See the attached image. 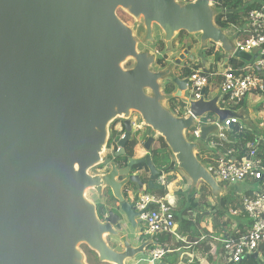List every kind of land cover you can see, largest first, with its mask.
<instances>
[{
  "label": "water",
  "instance_id": "95a60500",
  "mask_svg": "<svg viewBox=\"0 0 264 264\" xmlns=\"http://www.w3.org/2000/svg\"><path fill=\"white\" fill-rule=\"evenodd\" d=\"M216 1L0 0V264H86L79 245L102 263L145 264L149 250L159 246L142 229L141 216L153 204L139 209L138 202L141 192L157 189L149 152L160 140L188 189L205 185L220 208L225 191L198 159L201 144L184 133L207 114L216 116L217 125L234 118L254 131L248 110L221 108L218 92L190 100L187 118L174 116L164 101L183 99L188 83L174 66L184 72L183 63L194 55L184 48L174 66L159 67L155 52L139 51L133 28L117 15L122 10L142 21L145 44L154 42L158 27L167 50L185 32L198 35L203 48L214 44L249 62L251 55L234 51L233 37L216 25ZM128 60L133 64L124 69ZM133 113L140 124L130 120ZM116 119L125 131L116 143L118 159L92 175L105 163L108 128ZM217 125L203 127L200 142ZM143 130L150 133L141 136L145 155L122 162L124 144L133 133L148 132ZM143 165L150 172L146 187L131 171ZM88 191L101 199L99 208Z\"/></svg>",
  "mask_w": 264,
  "mask_h": 264
},
{
  "label": "built area",
  "instance_id": "2783aa9c",
  "mask_svg": "<svg viewBox=\"0 0 264 264\" xmlns=\"http://www.w3.org/2000/svg\"><path fill=\"white\" fill-rule=\"evenodd\" d=\"M179 1L188 3L194 0ZM246 1L255 7L247 12L243 24L230 26L224 32L234 38V51L249 53L251 60L233 68L228 64L232 57L228 56L225 62L221 60L219 64L213 63V69L210 66H199L198 60L193 61V68H190L187 75L188 83L183 99L176 102L177 108L173 111L169 106L174 116L187 118L190 115V100L201 97L210 99L218 92L222 94L219 106L236 111L241 109V103L248 97L263 99L259 110L260 122L257 126L253 122L254 131L234 118L228 119L223 125H217L216 116L207 114L194 118L195 126L184 133L188 141H200L203 127L217 125L215 133L201 142L202 149L197 155L205 161L207 172L217 184H241L244 187L240 194V209L232 208L229 213L232 216L243 214L247 220V228L244 233L222 241L224 264H241L253 254L264 257V133L259 130L264 129V0ZM249 119L251 120L250 117ZM257 129L258 133L254 134ZM160 181L162 186H167L163 176ZM149 203L153 206L141 216L145 226L143 235L157 241V235L173 231L174 207L164 198L147 192L141 193L139 209L145 208ZM168 252L162 247L152 248L144 262L158 264Z\"/></svg>",
  "mask_w": 264,
  "mask_h": 264
},
{
  "label": "rangeland",
  "instance_id": "374dc122",
  "mask_svg": "<svg viewBox=\"0 0 264 264\" xmlns=\"http://www.w3.org/2000/svg\"><path fill=\"white\" fill-rule=\"evenodd\" d=\"M118 12H122L126 17L128 16L122 10H118L117 15H118ZM119 18H122V16H120ZM127 18H129V19H127ZM127 18H124V20L126 21L125 23L130 28H133L134 36L138 42V50L142 51L144 49H149L151 52H153V53L155 52L157 61L162 60V59L165 61L164 68L171 66V65L174 66L175 58L180 54L181 50H183L184 48H188V50H190V53H192L195 56L194 61L198 60L200 62V63H198V65L201 67L203 64L211 66L214 63V61H216V58L224 60L225 57L227 56V54L221 48L214 46V44H212V45L209 44L208 46H206V48L201 47L199 45L198 35H189L185 32H181V33L176 34L173 41L171 42V49L167 50L168 48H167L165 42L162 41L163 40V33L158 29V27H155L153 29L154 42L145 44V42H143L145 31H144L142 21L136 20V19L134 20L130 16H128ZM231 43H232V41H231ZM232 46H233V43H232ZM187 63H190V62H187ZM132 64H133V61L128 60L122 64V67L124 69H128L132 66ZM154 69L158 70L159 67L154 66ZM174 71L177 74V68L175 66H174ZM166 82L167 81L162 82V88L163 89L166 85ZM245 101L247 104V108L251 112V121L254 122L255 125L257 126L258 123L260 122L259 118L261 116L259 117V115H260L259 110L261 109L263 99L261 97L251 96V97L246 98ZM176 102H177V99L175 100V102L173 104L171 103V105H170V108L172 109V111L174 108H177ZM164 105L166 107H169L167 101H164ZM222 106H223V104H222ZM179 111L181 112V109H179ZM135 115L136 114L133 113L134 117H135ZM137 117L138 118H136V117L133 119L131 118V121L134 124H140L139 116L137 115ZM118 120L119 119H116L114 121V123H111L109 125L108 129H109L110 137L108 140H110V138L113 134V133H111L110 130L112 127H114V125L116 124V122ZM116 125H117L116 126L117 128H115L113 131L119 129V125L118 124H116ZM259 130H260V132H264V129H259ZM118 133H120V132H118ZM255 133H258V129L254 132V134ZM115 135L113 136V138L116 137ZM118 136L119 135H117V137ZM248 136L250 137V135H248ZM192 140H194V139H192ZM194 141L201 144V142L199 140H194ZM141 152H142L141 146L137 145L132 150L131 155H133V157L136 158V155L138 157L142 154ZM162 152L164 153L163 157H165L169 161V165L174 167V165H175L174 157L166 145H165V149ZM113 153L114 152H113L112 147H108V145H107L104 152H103V157H104L103 161L105 163L102 165V167L99 166L100 172L104 171L108 168L107 165H108V162H110L111 157H113ZM198 159L204 163V166H206V163L202 159V157H199ZM162 169L163 168H161V170ZM100 172H97L96 168H93L90 170V174H92V175L99 174ZM174 174H176L175 177L179 176L180 178H182V181H183L182 190L185 193V200H188L191 197L193 199L192 203L195 204V206H196V208H190L189 204L187 205L188 206L187 208H190L188 216H190V217H196V216L206 217L207 216L210 218V221L212 222V224H216V227H219V228L220 227L227 228V227H230V224H233L232 221L235 217L232 216V214L229 213V211L232 210L233 205L236 206L237 204L240 203V194L242 193V190L244 188L241 184H238L234 187L232 185H229V184L228 185L227 184H218L220 189L222 191H225L227 193V197L232 200L231 204L224 205L225 209H220L223 212V216L221 218H219V217L213 216L214 213L210 212L212 209L209 210V208H212L213 205L215 206V203L217 206V201H218V198L212 194V192L210 191L209 188H207L205 185L202 186V184H199V186L196 188V190H189L188 189L189 188L188 179H186L184 176H182L181 173H179L177 170L174 171ZM173 188H174V186L169 187L170 190H173ZM174 194L175 195L178 194L177 191H174ZM87 197L92 203L95 204V206L97 208H99V206L101 204H103L101 199L98 198V196L96 195V193L94 191H91V192L88 191ZM107 199H108V196H105V201H107ZM222 199H223V197H222ZM204 212H206V214H203ZM144 227L145 226L143 224L142 229H144ZM107 240H108V243L111 247L116 246V245H114L116 243L115 241H112V239H110V238H108ZM79 250L82 252V254L84 256V262L86 264H108V263L100 262L98 260L97 255H95V253L92 252L86 245H79ZM142 263H144V259L142 260Z\"/></svg>",
  "mask_w": 264,
  "mask_h": 264
},
{
  "label": "crops",
  "instance_id": "0c3cea01",
  "mask_svg": "<svg viewBox=\"0 0 264 264\" xmlns=\"http://www.w3.org/2000/svg\"><path fill=\"white\" fill-rule=\"evenodd\" d=\"M226 59H228V56H226L224 60L220 59L219 61L222 60L221 62H225ZM219 61H217L216 59V61H214V64L215 63L219 64ZM204 65L208 66L206 64H203V66ZM209 68L213 69V65L210 66ZM243 104L244 106L241 105L240 108H246L248 110L249 117L251 118V112L247 108L246 101H244ZM261 133H264V132H261ZM156 147H157L156 144H154L153 149H156ZM141 153L142 154L140 156L143 157L145 155L144 151L142 150ZM140 156L137 157L136 155V158H140ZM197 157L199 158L201 156L197 155ZM202 164L204 165L203 162ZM175 175L176 174H174V171H169L162 175L165 179V184L167 183V186L166 187L163 186V188L161 189V190L163 189L166 190V194L164 195V197L159 196V193H160L159 191L158 192H151V191L147 192V193L156 195L159 198H164L165 200H167L174 207V211L176 210V207H178L177 205H178V200H179L178 194L175 195L174 191H177V193L182 192L185 197V193L182 190L183 188L182 178H180L179 176L175 177ZM171 186H174L173 190L169 189V187ZM225 196L227 197L226 192L220 195V199H222V197L224 198ZM190 199L191 197L188 200H186L184 207H188L187 201H190ZM234 206L235 205H233L232 208ZM224 207L225 206L222 205L220 206V208H216V203H215V206L213 205L212 208H209V210L212 209L210 212L214 213L213 216L221 218L222 216L220 217L217 215V211L222 212V210H219V209H225ZM192 208H196V206ZM239 209L240 207L236 210H239ZM203 214H206V212H204ZM234 217L235 218L232 221L233 224H230V227H227V228L220 227L219 228V227H216V224H212V222L210 221V218L207 216L206 217L204 216L190 217L188 215L180 216V219H186V220L190 219L191 221L194 222L193 224L190 225L191 228H194V230H192V233L194 232V235L191 236V234H189L187 231L186 232L181 231L179 229V224L178 222H176V218H175V227L173 231L171 233H161L157 235V241H158L159 236L161 235L163 236L172 235L173 236L172 242H170V244L172 246L176 245L174 246L176 249L174 251L168 250L169 251L168 253H172V251L177 253L178 258H177L176 264H224L223 263V256H224L223 253L224 252L222 249V241L225 239H229L231 237H236L237 236L236 234L240 232L238 229V225L240 223L247 222L246 218L241 216V214H238ZM198 220H200L199 224L196 223ZM252 256L253 255H251L250 257H247L241 264H264V257L262 255H257L256 259L252 258Z\"/></svg>",
  "mask_w": 264,
  "mask_h": 264
},
{
  "label": "trees",
  "instance_id": "16d2710c",
  "mask_svg": "<svg viewBox=\"0 0 264 264\" xmlns=\"http://www.w3.org/2000/svg\"><path fill=\"white\" fill-rule=\"evenodd\" d=\"M255 6L249 2H247L246 0H217L216 4H215V8L220 10V13L216 16L215 18V23L218 27H220L221 29H228L230 26H239L243 24V18L246 16L247 12L250 11L251 9H253ZM122 16V19L124 22H126L124 20V18H127L122 12H118V17ZM129 19V18H127ZM240 36V35H239ZM160 48V47H159ZM217 61H219V58H216ZM245 61L243 60H237L234 58H231L228 62V64L230 66H232L233 68H235L236 66L243 64ZM165 61L162 60H158L157 61V65L161 68L164 67ZM171 87H165V93H170L171 92ZM174 101H172L171 103L173 104ZM242 106H244L243 102L241 103ZM113 135L110 138L109 142H108V147H111L112 145H114V139L116 137L113 138V136L116 135H120L121 133H118L116 131L112 132ZM253 134V133H252ZM232 135V134H231ZM254 135V134H253ZM250 139V137H249ZM164 145V144H163ZM134 144H130L128 147V151L129 153L132 152V148H133ZM165 146V145H164ZM230 147V146H229ZM118 149L115 148V151H117ZM121 160L126 161L125 158H121ZM102 167V166H101ZM159 196L160 197H164V195L166 194V190L163 189L161 191H159ZM178 196H179V200H178V207H176V210L174 211V217L176 218V222H178L179 224V229L181 231H187L189 234H191V236L194 235V232L192 233V230H194V228H191L190 225L193 224L194 222L186 219H180V216H187L189 214L190 208L194 207L195 204L192 203L193 199L191 198L190 201H187V203L189 204L190 208L184 207L186 200L185 197L183 195L182 192H178ZM220 206L222 205H226V204H231L232 200L228 197H224L223 199H220ZM240 206L239 204H237V206H234L233 209H238ZM215 208V207H213ZM220 210V209H219ZM217 215L218 216H223V212L221 211H217ZM243 217H245L243 214L241 215ZM247 221V220H246ZM200 220H198L196 223L199 224ZM247 228V222L245 223H240L238 225V229L240 232H238L236 235H239L241 233H244L245 230ZM227 237V236H226ZM173 236L172 235H161L158 238V246L162 247L164 250L168 251V250H175L176 248L174 246L176 245H171L170 242H172ZM172 253H165L164 256L162 257V261L166 264H176L177 263V253L173 252Z\"/></svg>",
  "mask_w": 264,
  "mask_h": 264
},
{
  "label": "flooded vegetation",
  "instance_id": "af4514ba",
  "mask_svg": "<svg viewBox=\"0 0 264 264\" xmlns=\"http://www.w3.org/2000/svg\"><path fill=\"white\" fill-rule=\"evenodd\" d=\"M200 45V44H199ZM182 51V50H181ZM190 51V50H189ZM188 61H186V62H184L183 63V68H187V69H183L184 70V72H182V71H178L177 73L180 75H185V77H187V75L189 74V72H190V68H193V65H192V63L190 62V63H187ZM189 66V67H188ZM164 68V67H163ZM186 71V72H185ZM186 73V74H185ZM172 101H174L175 102V99H172L170 102H169V105H171V102ZM177 101H179V100H177ZM173 102V103H174ZM135 117L136 118H138L137 117V114L135 115ZM134 116H133V114L131 115V117H130V120H131V118L133 119V118H135ZM114 123V122H113ZM116 124H118L119 125V132L121 133L118 137H117V135H115L116 136V138L114 139V145H112L111 147H112V149H113V152L115 153V148H117L118 149V147H117V145H116V143H117V141L122 137V136H124V134H125V131H124V128H123V120L122 119H119L117 122H116ZM114 125V127H112L111 128V133L113 132V130L115 129V128H117L116 126L117 125ZM116 131V130H115ZM143 131H148V130H143ZM150 133H149V131L147 132V133H145V132H143V133H140L139 135H138V133H133L132 135H131V138L124 144V146H123V149H124V151H125V154L121 157V158H125L126 160L129 158V157H133V155H131L132 153H129V151H128V147H129V145L130 144H134V146H133V148H132V150L137 146V145H139V146H141V147H143V144H144V142H145V139H142V137H145V136H148ZM113 135V134H112ZM142 136V137H141ZM112 137V136H111ZM141 137V138H140ZM160 140V139H159ZM142 142V143H141ZM156 145H157V148L156 149H153L152 148V150H150V152H149V155H150V157H151V161H152V164H153V166L155 167V170L156 171H158V175L157 176H155V178H154V186L157 188L156 189V191L155 192H158V191H161V189L163 188V186L161 185V181H160V177L164 174V173H166V172H169V171H176V169L173 167V166H171V165H169V161L165 158V157H163V155H164V153L162 152L164 149H165V146L162 144V142H161V140L160 141H158V142H156L155 143ZM154 146V145H153ZM114 153H113V157H111V161H112V159L114 160H117L118 158H114ZM120 158V157H119ZM122 161V160H121ZM122 162H125V161H122ZM163 168L162 170H161V168ZM96 170H97V172H100V169H99V167H97L96 168ZM132 174H138L141 178H142V181L145 183V187H146V184H147V182H148V180H149V178H150V172H149V170H148V168L146 167V165H143V166H137V167H134V168H132ZM103 172H105V170L104 171H101L99 174H101V173H103ZM148 179V180H147ZM147 180V181H146ZM91 192V191H90ZM144 192H149V191H144ZM88 193V192H87ZM141 193H143V192H141ZM96 255V254H95Z\"/></svg>",
  "mask_w": 264,
  "mask_h": 264
},
{
  "label": "clouds",
  "instance_id": "9594fccd",
  "mask_svg": "<svg viewBox=\"0 0 264 264\" xmlns=\"http://www.w3.org/2000/svg\"><path fill=\"white\" fill-rule=\"evenodd\" d=\"M116 132H119V131H116Z\"/></svg>",
  "mask_w": 264,
  "mask_h": 264
}]
</instances>
